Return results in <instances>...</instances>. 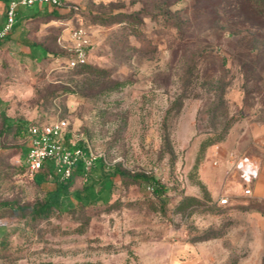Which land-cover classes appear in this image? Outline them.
<instances>
[{
  "label": "rangeland",
  "instance_id": "obj_1",
  "mask_svg": "<svg viewBox=\"0 0 264 264\" xmlns=\"http://www.w3.org/2000/svg\"><path fill=\"white\" fill-rule=\"evenodd\" d=\"M161 1L62 0L56 15L22 17L34 46L0 47V264H264V199L255 179L246 195L242 174L230 172L231 160L264 159V44L245 62L246 45L211 27L213 0H200L208 14L179 29L161 17L130 24L128 13L159 12ZM191 2L172 10L186 19ZM100 13L116 22L95 23ZM255 21L264 34V21ZM76 29L90 42L89 68L67 66ZM231 117L225 139L202 151ZM58 118L101 155L94 178L78 177L71 189L102 172L123 174L97 202L36 215L46 193L25 162L22 129ZM136 174L160 179L164 193ZM223 194L230 203H219Z\"/></svg>",
  "mask_w": 264,
  "mask_h": 264
},
{
  "label": "trees",
  "instance_id": "obj_2",
  "mask_svg": "<svg viewBox=\"0 0 264 264\" xmlns=\"http://www.w3.org/2000/svg\"><path fill=\"white\" fill-rule=\"evenodd\" d=\"M178 0H162L160 7V11L153 13L146 8H141L131 13H128V20H130V24L138 25L143 22L144 16H151L154 19L157 17H161L163 20V26L165 27H174L179 29L183 26L185 20L188 23L190 20L196 19L198 15L205 12L208 14L207 8L208 6H202L200 0H192L191 5L185 7L183 11L188 15L187 18H180L178 14L180 10L173 11L172 7L176 4ZM212 14L209 15V22L212 28H217V30L225 29L229 35H236L238 37L237 43L239 45H246L247 49V57L245 59L249 62H253L254 58L258 56L259 45L264 44L263 38L264 34H261L258 29V24L255 19L258 21H264V0H213L210 5ZM57 7L53 5H45L40 8L34 16H40L41 14H58ZM220 13H223L224 16H221ZM249 15L254 18V20L249 17ZM93 20L95 23L99 24H110L116 22L114 15H106L105 13L95 14L93 15ZM136 34H139L140 31L134 29ZM13 38L12 30L7 33L4 37L0 38V44L9 39ZM26 39V38H25ZM20 40V43L23 45H34L32 41L28 39ZM244 42V43H243ZM254 63V62H253ZM76 67L89 68L88 62L84 64L77 65ZM209 78L207 80L208 85L212 88L219 96V99L223 98V88L222 85L219 84V79H216V73H208L206 74ZM215 81V82H214ZM218 91L220 93H218ZM236 117H231L222 131L218 133H213L208 139H206L201 146L202 151H205L208 146L219 143L223 141L228 134L230 128L236 122ZM32 124V123H30ZM28 124L27 127L30 125ZM42 124V123H38ZM27 127L23 128L22 131L27 130ZM21 131V129H19ZM29 141L27 142V146L25 150L28 152L29 150ZM100 166L103 165L101 161ZM51 170L49 168H42L37 172H40L37 177V182L42 188V190L46 193V199L43 203L36 205L33 208V212L37 214H49L52 209L62 210L64 207L72 208L77 205H89L90 203L97 202L100 191H110L113 181L122 173V171L117 170L115 175L101 173L99 179L95 181L93 179L92 184L88 185L85 188H74L71 189L75 180L78 177H84V168L82 165H78L71 178L66 181L60 182L56 179L49 177V172ZM96 172H98V165L91 169L88 178L94 176ZM135 178L147 182L149 188L154 194L157 196H161L164 193V187L162 186L160 179L155 176H148L146 174H136ZM96 185L100 188L97 189ZM192 197H185L182 201L191 200ZM183 203V202H182ZM40 264H59L54 262H41Z\"/></svg>",
  "mask_w": 264,
  "mask_h": 264
},
{
  "label": "built area",
  "instance_id": "obj_3",
  "mask_svg": "<svg viewBox=\"0 0 264 264\" xmlns=\"http://www.w3.org/2000/svg\"><path fill=\"white\" fill-rule=\"evenodd\" d=\"M37 4L61 7L62 0H8L6 21L0 32L7 35L16 24L17 12L20 6L31 7ZM76 43L73 47V56L67 61V66L74 68L88 62L89 40L81 29L73 33ZM30 143L25 162L31 171L37 172L42 168H49V177L60 182L72 177L75 168L82 165L84 177L88 178L91 169L95 166L100 154L89 145L80 143L69 136V122L66 119H55L47 123H32L26 130ZM230 172L234 175L240 172L244 177L242 184L243 194L251 195L253 190L247 186L259 174L258 164L251 159H235L230 161ZM222 205L230 203V195L223 194L219 198Z\"/></svg>",
  "mask_w": 264,
  "mask_h": 264
},
{
  "label": "crops",
  "instance_id": "obj_4",
  "mask_svg": "<svg viewBox=\"0 0 264 264\" xmlns=\"http://www.w3.org/2000/svg\"><path fill=\"white\" fill-rule=\"evenodd\" d=\"M7 6H8V0H0V32L6 21ZM44 6L45 5H42V4H38L35 6H31V7L20 6L17 12V21H16L17 25L15 24L12 29L13 38L0 44V47L12 41H17L18 45L22 49H23V46L27 47L28 45L25 46L22 43H20V40H23L26 38L24 36L23 28H20V22L22 21V17H26L28 15H34L40 8ZM21 29H22V32H21ZM1 37H4V36L0 35V38ZM36 50L39 52L40 55L46 54L45 50L39 46H36ZM254 161L258 164V167H259V174L255 178V182H254V193L256 196L264 199V159H254Z\"/></svg>",
  "mask_w": 264,
  "mask_h": 264
}]
</instances>
